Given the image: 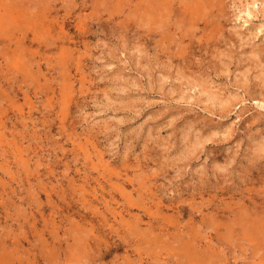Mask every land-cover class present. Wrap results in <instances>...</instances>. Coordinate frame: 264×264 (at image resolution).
<instances>
[{
    "label": "rangeland",
    "instance_id": "obj_1",
    "mask_svg": "<svg viewBox=\"0 0 264 264\" xmlns=\"http://www.w3.org/2000/svg\"><path fill=\"white\" fill-rule=\"evenodd\" d=\"M37 1L0 23V264H264L225 227L264 207V0Z\"/></svg>",
    "mask_w": 264,
    "mask_h": 264
},
{
    "label": "bare ground",
    "instance_id": "obj_2",
    "mask_svg": "<svg viewBox=\"0 0 264 264\" xmlns=\"http://www.w3.org/2000/svg\"><path fill=\"white\" fill-rule=\"evenodd\" d=\"M35 1V0H34ZM37 1V0H36ZM46 1V0H45ZM45 1H43L42 0V2H44L43 4L45 5ZM48 1V0H47ZM62 1V0H61ZM33 2V0H0V23L2 24L4 21L5 22H9V24H11V26H12V22H15V21H21L20 20V17H27L28 16V13L30 14V12H32L33 13V15H34V17L36 16L34 13H36V11L35 12H33V10L37 7L38 8V5L35 7V5L36 4H33L32 3ZM37 2H39V0L37 1ZM42 2L39 4V7H42V8H44V10H46V6L47 5H49L48 7H50V6H52V4H50V1H48L49 3H46L47 5L45 6V7H43V5L42 6H40L41 4H42ZM66 2V1H65ZM66 4V3H65ZM63 5L64 7H66V5ZM34 5V9L32 8V10L30 9V8H27V7H32ZM28 9V11H30V12H26V10ZM39 9V8H38ZM43 10V9H42ZM37 11H41L40 9L39 10H37ZM27 13V14H26ZM40 14L42 13V12H39ZM38 12H37V14H39ZM25 15V16H22V15ZM43 15V14H42ZM37 17H38V15H37ZM23 18V19H24ZM29 18V17H28ZM27 18V19H28ZM26 19V18H25ZM24 19V20H25ZM27 19H26V22H29L30 21V18H29V21H27ZM32 19V18H31ZM32 21V20H31ZM30 21V22H31ZM33 22H34V20H33ZM8 24V26H10ZM16 24V23H15ZM5 25H6V23H5ZM17 25V24H16ZM14 26V25H13ZM9 30V29H8ZM35 30H37V29H35ZM38 31V30H37ZM0 32H1V30H0ZM33 32H35V31H32V33ZM41 32V31H40ZM39 33V32H38ZM37 33V34H38ZM7 35L8 34H10V33H6ZM13 35V34H12ZM35 35H36V33H35ZM11 36V35H10ZM9 36V37H10ZM16 35H14L13 37H15ZM23 36V35H22ZM25 36V35H24ZM11 39H12V37H11ZM14 39V38H13ZM15 39H17V38H15ZM14 39V40H15ZM19 39V38H18ZM17 39V41H21V40H18ZM9 40V39H8ZM13 40V41H14ZM16 41V40H15ZM16 41V42H17ZM7 44L9 43L8 41L6 42ZM12 43V42H11ZM21 43V42H20ZM19 43V44H20ZM22 44V43H21ZM11 45V44H10ZM216 205V206H215ZM214 206V210L216 211V213L215 214H224L225 213V210L224 209H222L221 207H220V205H218V204H215ZM179 209H181V208H179ZM250 217H247V216H244V215H241V214H238V219H236V218H233L234 220H233V222L236 224V227L235 226H233L234 224L233 223H231V224H226L225 225V227H226V230H227V232H230V231H232V232H234V233H237V232H240V234H243L244 232H251V233H253L254 234V231L255 232H257V233H259V235H261L262 237H264V207H263V209H261L260 211H256V210H254V211H251L250 212ZM233 224V225H232ZM209 225H212V223L211 224H209ZM213 226V225H212ZM211 227V226H210ZM213 228H215V227H213ZM217 229V231H218V228H216ZM2 234V233H1ZM0 234V235H1ZM3 235V234H2ZM215 235H218L217 233H215ZM18 236V235H17ZM16 235H15V237H17ZM146 236V235H145ZM3 238V240L5 239L4 237H2ZM257 238V237H256ZM134 239V238H133ZM13 240V242L10 240V242L11 243H14V238L12 239ZM141 240V239H140ZM182 240V239H181ZM180 240V241H181ZM189 240L191 241V236H189ZM16 241V240H15ZM86 241V240H85ZM9 242V243H10ZM142 242V241H141ZM262 242V244L264 243V241H261ZM1 244V246H2V244L4 243V241H3V243H2V241L0 242ZM10 243V244H11ZM16 243V242H15ZM87 243V242H86ZM99 243V242H98ZM189 243V244H188ZM5 244V243H4ZM259 244V243H258ZM261 244V243H260ZM259 244V245H260ZM7 245H8V243H7ZM88 246V247H90V245L89 244H85V246ZM94 245H96V243L94 244ZM99 245H100V243H99ZM118 245V244H117ZM134 245V244H133ZM136 245H138L139 246V244H137V243H135V246ZM180 245H182L181 247H185V249H184V247H183V249L184 250H186V248L187 247H189V249L192 251V254L193 253H197V254H199L200 255V253H198L197 251L198 250H195V251H193L192 250V246H191V243L190 242H188L187 241V239H183L182 241H181V243H180ZM192 245H194L195 246V244H192ZM264 245V244H263ZM262 245V246H263ZM0 246V247H1ZM91 246H93V245H91ZM97 246V245H96ZM103 246V245H102ZM106 246V245H105ZM87 247V248H88ZM95 247V246H94ZM108 247V246H107ZM4 248V247H3ZM91 248V247H90ZM138 248V247H137ZM1 249V248H0ZM89 249V248H88ZM92 249V248H91ZM96 247H95V249H93V251L94 252H96ZM110 249V248H109ZM182 249V248H181ZM90 250V249H89ZM106 250V249H105ZM9 251V250H8ZM88 251V250H87ZM84 251V252H86V253H91V255L94 253V252H91V250L90 251ZM98 251H100L99 250V248H98ZM98 251H97V253H98ZM103 251V250H102ZM106 251H108V249L106 250ZM200 251V250H199ZM141 253V252H140ZM6 254H7V252H6ZM60 254V253H59ZM58 254V256H60V258H61V255H59ZM95 254V253H94ZM105 254V253H104ZM143 254H145V253H143ZM95 255H97V254H95ZM99 255V254H98ZM142 255V254H141ZM8 256V255H7ZM100 256V255H99ZM105 256V255H104ZM63 257V256H62ZM101 258L100 259H102V256H100ZM92 258V257H91ZM97 258V257H96ZM145 258V257H144ZM64 259V263H66L65 262V257L63 258ZM95 259V258H94ZM98 259V258H97ZM143 259V258H142ZM94 262L96 261V260H93ZM93 261H92V264H93ZM61 262V261H60ZM91 262V261H90ZM100 262H101V260H100ZM88 263H89V261H88ZM102 263V262H101ZM70 264H72V263H70ZM86 264V263H85ZM89 264H91V263H89ZM96 264H97V262H96ZM106 264V263H105ZM179 264V263H178Z\"/></svg>",
    "mask_w": 264,
    "mask_h": 264
}]
</instances>
